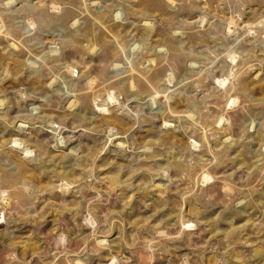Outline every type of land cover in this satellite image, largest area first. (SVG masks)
I'll return each mask as SVG.
<instances>
[{"label":"rangeland","instance_id":"1","mask_svg":"<svg viewBox=\"0 0 264 264\" xmlns=\"http://www.w3.org/2000/svg\"><path fill=\"white\" fill-rule=\"evenodd\" d=\"M0 264H264V0H0Z\"/></svg>","mask_w":264,"mask_h":264}]
</instances>
